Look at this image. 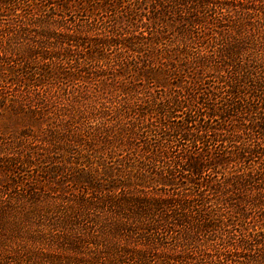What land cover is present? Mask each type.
I'll use <instances>...</instances> for the list:
<instances>
[{
	"label": "trees",
	"instance_id": "16d2710c",
	"mask_svg": "<svg viewBox=\"0 0 264 264\" xmlns=\"http://www.w3.org/2000/svg\"><path fill=\"white\" fill-rule=\"evenodd\" d=\"M169 27L179 89L133 108ZM0 116L32 139L0 160V264H264V0H0ZM32 161L49 185L11 176Z\"/></svg>",
	"mask_w": 264,
	"mask_h": 264
},
{
	"label": "rangeland",
	"instance_id": "374dc122",
	"mask_svg": "<svg viewBox=\"0 0 264 264\" xmlns=\"http://www.w3.org/2000/svg\"><path fill=\"white\" fill-rule=\"evenodd\" d=\"M173 29L174 28H170V27L167 29L168 35L165 39V42H164L165 44H162L161 46L158 47V61H155V63H156V67L158 66L157 72L163 70L162 74L160 75L158 73H155L156 76H153L154 78H152V79L149 78L148 80H142L141 82L140 81L136 82V85H134V87H133L134 90L131 91V94L129 97L131 107L135 108L133 106V104L139 105L140 102L142 103L141 105L144 106L145 104L143 103V101H147V102L150 101L149 103H151V101L154 100V101H157V102H155V104L160 103L161 99H163V98H161V95L162 96L164 95L165 88L172 87L171 91H170V95H173L175 93V91L179 89L178 87L174 88V86H173V84L177 85V79L178 78L172 79L171 76L170 77H164L167 74V72L164 70L170 69V70L174 71L175 74H177V72H176L177 68H175L176 66L174 64L180 58L179 57L177 58L174 55L175 52L173 50L176 47V42L178 40L182 39V42L186 44L189 41V38L188 37H186V38L181 37L178 34L177 30H176V32H172ZM154 46L156 47V45H154ZM178 51H180V50H178ZM181 74H182V81H183L181 84H182V86H185L184 81L187 80V77H185L186 74L184 72H181ZM164 82L167 85H164L163 84ZM202 83H204V84L201 87H199V89L195 90L192 93L194 96H200L201 97V95H202L201 92L205 93V88L209 87V85L212 84V79H209V80L204 79V81H202ZM202 87H205V88H202ZM94 88H95V86L91 85V91L92 92H93ZM196 88H198V87H195V89ZM98 91H100L97 93L104 103V98H106V94H107L106 92L108 91V88L107 87L106 88H100L99 87ZM93 95H94V93H91V95H89V98L96 101V98ZM168 95H169V93H168ZM121 98L124 99L122 102H120ZM125 98H126L125 95H121V94L116 95V97L112 100V102H107L108 108L113 109L112 111H114L117 108H121V106L123 108H125V105L123 104V102L125 103ZM151 115H154V113H152ZM178 115H180V113H178ZM58 122H59V119L57 121L56 120L54 121V123H58ZM23 123L24 122H20L19 120H15L13 118L0 116V160H2V157L10 154L12 152H14V153L25 152L28 149V146L26 144H24L23 142H25L26 139H28L27 142H31L32 139H29L31 137L23 139L20 136H15L17 134L14 135L11 133V131H13V133L15 131H20V129H22L25 125ZM143 123L145 124L146 121L144 120ZM221 124H223V122L218 120V121L213 122L212 126L214 128H218ZM244 124H245V126L248 125L246 122H244ZM222 126L224 127V125H222ZM34 135L39 136V133L36 132ZM140 137H141V140L139 138H138L139 140H136L139 147H145V144H150V143H152V145H154L155 141L157 140L154 133L142 134V136H140ZM157 145H158V143L155 145V150L151 149L152 151L154 150L153 153H156V151H157V153L160 152L156 148ZM41 147H42V145H40L39 147H32V148H41ZM76 148H77V146H74L73 144L70 143V146L67 147L65 150L61 149V150L55 151L56 153H54V157L50 161L53 160V162H55V163L56 162H62L63 164H65V163H67V161L70 162L72 160L71 156L73 154L74 159L80 162L81 159L76 158L77 156H75L78 153ZM112 149L116 150L115 154L118 155V157H120L121 152H118L119 151L118 148L112 147ZM112 149L110 148V150H112ZM101 150H99V152H101ZM38 151H41V150L39 149ZM42 152L46 153V151L43 148H42ZM139 153L142 154L144 152L142 150H140ZM50 161L47 162L46 164L43 163L45 161H35V162L32 161L33 163H31V164L21 165L19 167V170L17 171V173H11V176L12 177L15 176V179H18V181H22L25 184L27 181V183H29L31 185H35V186H37V182L39 183V185L41 187L45 186V184L49 185V183H46L44 181V178L39 177V175L36 176V173H37V170H41V168H43V167L47 168ZM16 162H19V161L17 160ZM82 163H84V162L82 161ZM70 169H71V167H70ZM3 172H6L5 169L3 171H0V175H2L1 173H3ZM27 172H36L34 175L35 177H33V179H31V177H29L27 175ZM57 178H58V176H57ZM1 183H2V181H0V184ZM187 184H188V182H186V185ZM154 185L155 184H152L151 185L152 187H150L148 190H151V191H155L156 189L159 190V187H156ZM171 191H172V189H170V192ZM249 228H252V226H249ZM253 228H255V226H253Z\"/></svg>",
	"mask_w": 264,
	"mask_h": 264
}]
</instances>
